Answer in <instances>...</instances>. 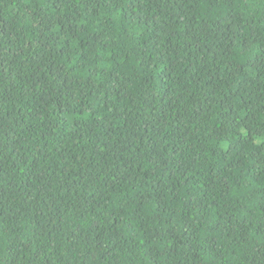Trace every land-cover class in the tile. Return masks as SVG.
Instances as JSON below:
<instances>
[{"label":"trees","instance_id":"obj_1","mask_svg":"<svg viewBox=\"0 0 264 264\" xmlns=\"http://www.w3.org/2000/svg\"><path fill=\"white\" fill-rule=\"evenodd\" d=\"M0 264H264V0H0Z\"/></svg>","mask_w":264,"mask_h":264}]
</instances>
